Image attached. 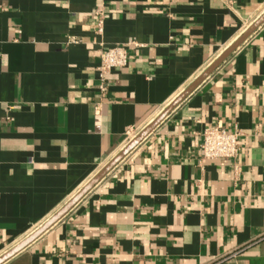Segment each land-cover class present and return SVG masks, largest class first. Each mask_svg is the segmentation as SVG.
Returning <instances> with one entry per match:
<instances>
[{
    "label": "crops",
    "instance_id": "1",
    "mask_svg": "<svg viewBox=\"0 0 264 264\" xmlns=\"http://www.w3.org/2000/svg\"><path fill=\"white\" fill-rule=\"evenodd\" d=\"M263 13L264 0H0V256ZM116 45L129 63L102 95L100 51ZM215 126L240 129L236 158H203ZM4 264H264V24Z\"/></svg>",
    "mask_w": 264,
    "mask_h": 264
},
{
    "label": "water",
    "instance_id": "2",
    "mask_svg": "<svg viewBox=\"0 0 264 264\" xmlns=\"http://www.w3.org/2000/svg\"><path fill=\"white\" fill-rule=\"evenodd\" d=\"M264 24V13L228 47L210 65V67L198 77L179 97H177L167 109L143 129L130 143L115 156L93 179H91L64 207L55 213L38 230L17 244L15 247L0 256V264H4L16 254L27 248L58 221L65 217L120 161H122L135 147H137L186 97H188L203 81H205L221 64L227 60L242 44Z\"/></svg>",
    "mask_w": 264,
    "mask_h": 264
},
{
    "label": "built area",
    "instance_id": "3",
    "mask_svg": "<svg viewBox=\"0 0 264 264\" xmlns=\"http://www.w3.org/2000/svg\"><path fill=\"white\" fill-rule=\"evenodd\" d=\"M98 34L104 32V16L99 13ZM129 63L128 52L125 47L116 45L113 47H104L100 51L99 62V90L105 95L108 90V75L116 69L123 68ZM240 129L228 131L221 126L206 128L202 133V153L204 159H234L241 150Z\"/></svg>",
    "mask_w": 264,
    "mask_h": 264
}]
</instances>
